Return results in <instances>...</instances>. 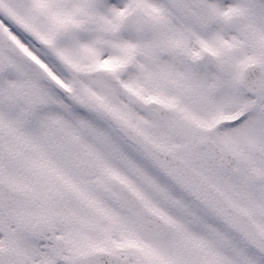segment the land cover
<instances>
[{
  "label": "snow or ice",
  "instance_id": "snow-or-ice-1",
  "mask_svg": "<svg viewBox=\"0 0 264 264\" xmlns=\"http://www.w3.org/2000/svg\"><path fill=\"white\" fill-rule=\"evenodd\" d=\"M11 39L61 72L56 56L118 82L181 127L231 121L222 142L264 148V0H0V42ZM38 149L26 179L0 156V182L22 191L0 190V264H111L122 254L96 241L116 229L132 243L136 229Z\"/></svg>",
  "mask_w": 264,
  "mask_h": 264
},
{
  "label": "flooded vegetation",
  "instance_id": "flooded-vegetation-1",
  "mask_svg": "<svg viewBox=\"0 0 264 264\" xmlns=\"http://www.w3.org/2000/svg\"><path fill=\"white\" fill-rule=\"evenodd\" d=\"M6 57L11 66L8 72L0 75V155L8 141V155L13 157L7 162L17 178H28L31 169L22 168L20 162L23 154L16 155L15 151L24 148V152L35 140L36 149L39 144H46L49 151L63 156L66 163L81 167L84 188L95 195L104 188L106 201L115 199L119 188L128 186L129 182H133L134 172H139L141 185L136 188L143 198L154 197L162 206L170 205L175 209L176 193L180 188L157 170L141 149L116 131L111 124L110 116L113 115L159 148L187 161L218 187L232 204L247 211L254 221L264 217V206L260 200L264 195V167L252 154L258 150L264 153V148L254 140L240 139L235 133L231 143L222 142L220 137L230 130L221 128V124L231 121H222L211 128L181 127L169 118L167 110H157L160 105L135 98V95L124 91L114 82L109 85L112 89H109V97L102 104L93 99L86 102L81 100V86H77V83L69 85L60 74L57 75L70 90V95L62 94L54 85L56 94L65 98L58 97L53 107V104L47 103L51 87L46 84L50 83V75L54 73L53 65L48 67L50 71L39 72L19 55L9 54ZM14 66L20 76L18 81L7 76ZM26 86L41 89L44 99L41 109L28 108L21 102L18 92ZM247 95L249 98L255 97ZM105 105H110L112 110ZM45 108L46 114L56 110L60 118L51 122L46 114L39 118V113ZM105 123H110V132L102 133L100 125ZM214 152L227 158V168L208 159ZM113 171L119 172L116 180L111 178L110 172ZM254 178L257 180L254 181ZM3 181L8 183L6 178ZM151 201L155 203L153 199ZM166 202H170L169 205ZM143 264L146 262L143 261Z\"/></svg>",
  "mask_w": 264,
  "mask_h": 264
},
{
  "label": "rangeland",
  "instance_id": "rangeland-1",
  "mask_svg": "<svg viewBox=\"0 0 264 264\" xmlns=\"http://www.w3.org/2000/svg\"><path fill=\"white\" fill-rule=\"evenodd\" d=\"M193 6L195 7L194 3ZM81 69H83L85 83L90 84L89 80L92 79V76L89 75V73L91 72V69H87V68H81ZM176 195L181 201V205H182L180 206L181 215H179V217L176 219L174 218V222H173L174 229L171 232V235L166 239V241L163 242L164 243L163 252L167 261H172L173 259H177L178 257L177 254L181 249V245H184L183 242L184 237L182 238L179 235L180 234L184 235V230L187 233L185 237L188 245L193 244V241L205 245L206 242L207 244L208 243L212 244L215 241L218 242V240L219 242H223L220 241L223 239H224V245L231 244L237 247V244L242 243V240L239 239L238 237L235 238L231 234L222 231V226L216 222V219H214V217L210 213H207L202 208L198 207V205L194 203L192 200H190L186 195L184 194L179 195L178 193H176ZM149 198L153 200L155 199L154 197H149ZM103 205L108 209H112V205L110 204L103 203ZM185 206H187V209H184ZM169 212L173 214V211L169 210ZM117 213L119 215H122L120 214V212ZM132 226L136 229V233H137L136 236L132 237L133 245L137 247H147L148 249H152V250H154L152 247L158 246L157 242L146 239L142 235H140L138 227L135 223L132 224ZM180 228H183V230L179 234L178 229ZM222 233L224 236L222 235ZM221 235L223 236V239ZM219 249H220V253L224 255L223 259L225 261L227 260V258H230V252L226 247H220ZM248 251L252 254L250 249L247 248L245 252L246 259L248 258Z\"/></svg>",
  "mask_w": 264,
  "mask_h": 264
},
{
  "label": "water",
  "instance_id": "water-1",
  "mask_svg": "<svg viewBox=\"0 0 264 264\" xmlns=\"http://www.w3.org/2000/svg\"><path fill=\"white\" fill-rule=\"evenodd\" d=\"M123 131L125 132V134H128V132H126L125 130H123ZM145 149L150 154V156H152L154 158V160L159 165H161L163 167L162 162H161V155H159V157H158V153L154 152V150H151L150 148L149 149L145 148ZM178 180H180L181 183H184V178H181V179H178ZM186 186H188V185H186ZM204 200H205V198H204ZM106 259L111 261V264H129L127 262H124V261L120 260L119 258H113L111 256L106 257Z\"/></svg>",
  "mask_w": 264,
  "mask_h": 264
}]
</instances>
